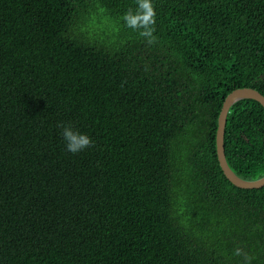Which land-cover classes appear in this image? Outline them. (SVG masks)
Returning <instances> with one entry per match:
<instances>
[{
    "label": "trees",
    "instance_id": "trees-1",
    "mask_svg": "<svg viewBox=\"0 0 264 264\" xmlns=\"http://www.w3.org/2000/svg\"><path fill=\"white\" fill-rule=\"evenodd\" d=\"M152 3L0 0V264H264V0Z\"/></svg>",
    "mask_w": 264,
    "mask_h": 264
},
{
    "label": "clouds",
    "instance_id": "clouds-1",
    "mask_svg": "<svg viewBox=\"0 0 264 264\" xmlns=\"http://www.w3.org/2000/svg\"><path fill=\"white\" fill-rule=\"evenodd\" d=\"M137 7L135 9L128 8L124 13L123 20L127 27L138 31L141 37L146 38L147 43L153 44L156 42L154 36L156 24V11L152 0H136ZM61 129V136L65 141L66 150L71 153H78L85 148L92 147L94 142L84 133H81L73 127L71 122L61 123L58 125ZM235 254L243 256L245 264H250L252 259L242 248H236Z\"/></svg>",
    "mask_w": 264,
    "mask_h": 264
},
{
    "label": "water",
    "instance_id": "water-1",
    "mask_svg": "<svg viewBox=\"0 0 264 264\" xmlns=\"http://www.w3.org/2000/svg\"><path fill=\"white\" fill-rule=\"evenodd\" d=\"M243 98H253L264 107V95L253 87H236L226 94L217 118L215 134L216 156L224 175L230 182L240 187H258L264 185V175L254 179L240 177L231 169L224 153V128L227 112L234 102Z\"/></svg>",
    "mask_w": 264,
    "mask_h": 264
}]
</instances>
